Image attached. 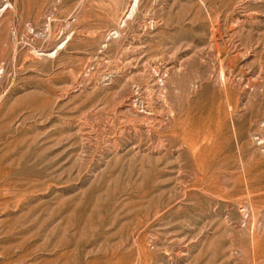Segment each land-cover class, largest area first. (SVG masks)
Instances as JSON below:
<instances>
[{
  "label": "rangeland",
  "instance_id": "1",
  "mask_svg": "<svg viewBox=\"0 0 264 264\" xmlns=\"http://www.w3.org/2000/svg\"><path fill=\"white\" fill-rule=\"evenodd\" d=\"M0 264H264V0H0Z\"/></svg>",
  "mask_w": 264,
  "mask_h": 264
}]
</instances>
